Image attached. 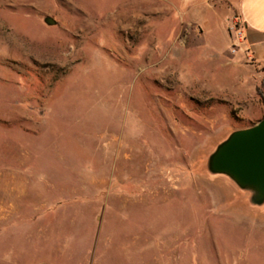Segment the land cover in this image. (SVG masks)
Masks as SVG:
<instances>
[{
	"label": "rangeland",
	"instance_id": "374dc122",
	"mask_svg": "<svg viewBox=\"0 0 264 264\" xmlns=\"http://www.w3.org/2000/svg\"><path fill=\"white\" fill-rule=\"evenodd\" d=\"M234 1L0 0V264H264L207 170L264 118Z\"/></svg>",
	"mask_w": 264,
	"mask_h": 264
},
{
	"label": "water",
	"instance_id": "95a60500",
	"mask_svg": "<svg viewBox=\"0 0 264 264\" xmlns=\"http://www.w3.org/2000/svg\"><path fill=\"white\" fill-rule=\"evenodd\" d=\"M48 26L55 21L46 18ZM207 170L229 178L240 190L251 194L250 204H264V118L253 126L232 132L209 156Z\"/></svg>",
	"mask_w": 264,
	"mask_h": 264
},
{
	"label": "crops",
	"instance_id": "0c3cea01",
	"mask_svg": "<svg viewBox=\"0 0 264 264\" xmlns=\"http://www.w3.org/2000/svg\"><path fill=\"white\" fill-rule=\"evenodd\" d=\"M243 37L242 47L250 60L264 68V0H235Z\"/></svg>",
	"mask_w": 264,
	"mask_h": 264
},
{
	"label": "built area",
	"instance_id": "2783aa9c",
	"mask_svg": "<svg viewBox=\"0 0 264 264\" xmlns=\"http://www.w3.org/2000/svg\"><path fill=\"white\" fill-rule=\"evenodd\" d=\"M236 35H237L238 39H242V37H243L242 27L236 29Z\"/></svg>",
	"mask_w": 264,
	"mask_h": 264
},
{
	"label": "trees",
	"instance_id": "16d2710c",
	"mask_svg": "<svg viewBox=\"0 0 264 264\" xmlns=\"http://www.w3.org/2000/svg\"><path fill=\"white\" fill-rule=\"evenodd\" d=\"M257 94L261 97V99H262V102H263V104H264V98H263V96L259 93V91L257 90Z\"/></svg>",
	"mask_w": 264,
	"mask_h": 264
}]
</instances>
